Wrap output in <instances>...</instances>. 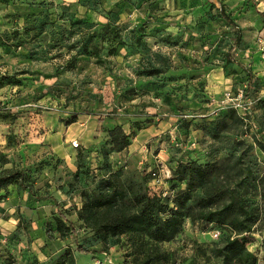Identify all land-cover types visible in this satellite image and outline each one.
<instances>
[{
	"label": "rangeland",
	"instance_id": "374dc122",
	"mask_svg": "<svg viewBox=\"0 0 264 264\" xmlns=\"http://www.w3.org/2000/svg\"><path fill=\"white\" fill-rule=\"evenodd\" d=\"M188 166L219 193L193 188L149 264H223L230 237L264 264V0H0V175L27 186L0 190V264H134L139 237L105 236L84 205L103 178L173 200ZM228 204L248 231L199 217Z\"/></svg>",
	"mask_w": 264,
	"mask_h": 264
},
{
	"label": "trees",
	"instance_id": "16d2710c",
	"mask_svg": "<svg viewBox=\"0 0 264 264\" xmlns=\"http://www.w3.org/2000/svg\"><path fill=\"white\" fill-rule=\"evenodd\" d=\"M234 63L232 59L227 60L228 65ZM239 66L246 71L251 81L252 72L246 70L242 64ZM107 136L116 153H121L129 146V137L120 126L109 129ZM178 174L180 181L187 185V190L183 193L181 190L173 193L176 195L173 200L166 196L150 197L146 192L140 193L132 187L118 186L113 178H103L97 187L96 196L84 205L80 217L92 223L96 230L107 237L115 239L123 235H137L141 256L134 260V264H149L153 257L148 250L145 252L144 245L149 242L159 244L173 240L180 233L184 220L194 217L191 210V202L195 200L192 195L193 188L202 187L204 192L201 201L206 202L219 193L206 188L208 180H211L209 171L204 168L182 167ZM13 184L27 189L21 173L9 171L0 175V190ZM127 204L131 207L127 208ZM233 212L234 207L228 204L221 209L202 212L199 217L206 223L231 225L235 229L242 227V231H248L249 226L245 220L241 221L240 218L232 216ZM212 256L220 258L223 264H256V257L246 252L245 243L239 237L225 239L220 246L214 248Z\"/></svg>",
	"mask_w": 264,
	"mask_h": 264
}]
</instances>
